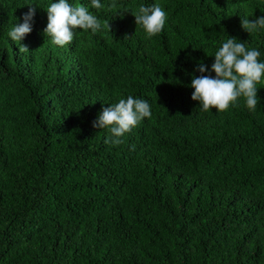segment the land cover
Listing matches in <instances>:
<instances>
[{
  "label": "trees",
  "instance_id": "1",
  "mask_svg": "<svg viewBox=\"0 0 264 264\" xmlns=\"http://www.w3.org/2000/svg\"><path fill=\"white\" fill-rule=\"evenodd\" d=\"M48 2L0 0V264H264V88L216 114L189 86L227 35L264 59L241 26L262 0H155L151 38L131 12L154 0H102L109 29L66 47L43 32ZM27 4L24 52L7 33ZM127 95L152 116L106 143L92 122Z\"/></svg>",
  "mask_w": 264,
  "mask_h": 264
},
{
  "label": "clouds",
  "instance_id": "2",
  "mask_svg": "<svg viewBox=\"0 0 264 264\" xmlns=\"http://www.w3.org/2000/svg\"><path fill=\"white\" fill-rule=\"evenodd\" d=\"M264 3V0H262ZM29 5L23 14L22 22L13 23L7 36L12 42H19V50L28 52L21 42L32 31L36 8ZM37 7V6H36ZM103 7L102 0H88V3H76L74 0H49L46 9L47 24L43 32L50 38L53 45L66 47L80 31L96 34L101 29H109L108 20L103 23L92 9ZM136 25L151 38L161 33L166 25L168 15L160 3L154 2L146 6L138 5L135 13ZM241 26L249 34L264 32V15L250 20L249 16L241 18ZM79 29L80 31H77ZM211 57L214 61L209 67L204 62L196 65L195 71L201 73L193 76L190 87L193 89L191 99L199 102V108L204 112L216 109V114L235 107L242 99L249 110H255L260 101L257 93L264 87V59L261 51L255 47H246L235 37L227 35ZM215 75H205L204 73ZM152 116L149 101L143 97L127 95L114 103L102 105V110L92 122L93 128L106 129L111 135L106 143L119 145L126 134L130 133L145 118Z\"/></svg>",
  "mask_w": 264,
  "mask_h": 264
}]
</instances>
